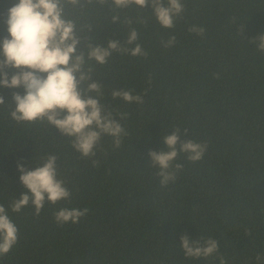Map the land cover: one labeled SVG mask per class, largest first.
<instances>
[{
  "label": "trees",
  "instance_id": "1",
  "mask_svg": "<svg viewBox=\"0 0 264 264\" xmlns=\"http://www.w3.org/2000/svg\"><path fill=\"white\" fill-rule=\"evenodd\" d=\"M17 2L0 0V41ZM182 3L172 29L157 23L150 5L115 9L111 0H81L66 9L91 42L126 46L131 27L147 53L114 52L106 65H89L93 82L103 87L100 103L125 130L118 148L105 135L95 155L83 157L72 138L46 121L17 123L12 96L24 90L0 87V205L18 229L17 244L0 264H257L256 257H264V53L251 41L264 34V0ZM193 26L203 34L190 32ZM173 36L165 48L162 41ZM78 48L87 52L84 38ZM114 89L130 90L143 103L113 99ZM176 128L181 142L207 149L196 163L178 154L173 170L176 164L182 169L161 187L148 153L167 151L162 136ZM48 155L57 157V178L71 198L45 202L39 215L31 203L13 212L10 205L26 191L17 164L34 170ZM62 208L88 212L78 223L59 225L55 213ZM182 235L214 239L218 251L186 257Z\"/></svg>",
  "mask_w": 264,
  "mask_h": 264
},
{
  "label": "clouds",
  "instance_id": "2",
  "mask_svg": "<svg viewBox=\"0 0 264 264\" xmlns=\"http://www.w3.org/2000/svg\"><path fill=\"white\" fill-rule=\"evenodd\" d=\"M92 3L93 0H87ZM108 0H95L104 5ZM115 9H127L135 6H151L157 23L164 29L174 28V20L184 11L182 0H111ZM81 5V0H18L7 12L5 21L8 36L0 41V87L7 89L23 88L24 94L13 92L12 102L15 107L11 118L17 123H35L46 121L65 137L72 138V147L83 157L95 155L94 149L105 135L113 138L115 147H119L121 137L126 135L121 124L113 118L100 98L103 95L102 85L93 82V68L104 66L114 52L130 54L133 57H146L139 43L138 32L129 28V34L122 46L119 41L108 40L107 46L93 43L82 35L84 29H78L75 20L68 18L66 9ZM120 17L114 15L112 22L118 23ZM126 23L130 26L132 21ZM90 30V29H89ZM190 32L202 35L203 28L193 26ZM87 42V52L79 50L81 39ZM257 44L258 51L264 53V34L251 40ZM175 37L162 41L165 48L173 46ZM134 45V47H133ZM6 70H13L9 77ZM113 99H122L126 103L142 104L140 95H133L130 90H113ZM5 100L0 96V105ZM120 119L127 114L121 113ZM176 128L172 135L162 136V143L167 149L150 150L151 166L159 168L157 173L161 187L174 182L176 173L182 165L173 161L178 154H187L190 162H199L207 145L186 140L181 142ZM187 134V130H184ZM180 144L177 151L176 145ZM21 173L19 180L24 191L19 200L10 205L13 212H20L31 203L39 215L45 202L56 204L69 200L71 192L64 181L57 178V157L48 155L42 165L28 170L22 163L17 164ZM87 209L62 208L55 213L59 225L69 222L75 224L87 215ZM18 242V229L10 220L6 209L0 205V256L7 255ZM180 247L186 257L207 258L218 251V242L214 239H189L186 235L180 238ZM257 264H264V257H256ZM221 264L224 261L221 260Z\"/></svg>",
  "mask_w": 264,
  "mask_h": 264
}]
</instances>
